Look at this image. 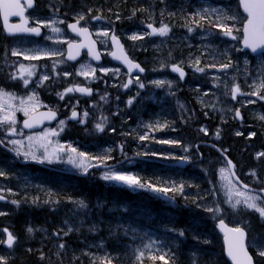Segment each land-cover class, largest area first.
Masks as SVG:
<instances>
[{"label": "rangeland", "instance_id": "1", "mask_svg": "<svg viewBox=\"0 0 264 264\" xmlns=\"http://www.w3.org/2000/svg\"><path fill=\"white\" fill-rule=\"evenodd\" d=\"M77 4L88 6L89 14L94 11L109 20V26L103 23L93 26L106 51L109 49V35L105 37L99 33L115 30L124 39L131 56L147 67L149 73L144 77H133L135 83L131 92L123 93L124 85L121 86L123 94L117 98L114 113L100 118L82 114L81 125L88 130L81 131L84 136L81 143L63 142L65 131L57 127L28 134L24 139H7L8 145L15 151L19 148L23 159H26L24 153L29 152L43 159L46 149L52 162L44 163L80 174L84 171L76 167L75 161L83 162L88 170L98 163L117 164L134 155L170 162L188 159L193 164L187 171L136 161L111 169L132 175L142 183L168 187L169 193L105 182L133 192L146 191L174 207L178 206V198L210 213L214 224L223 219L233 227L246 228L249 246L257 262H262L264 255L260 253L264 252V236L256 234L255 226L264 225V217L243 203L235 208L232 205L238 200L243 201L245 196H259L256 204L264 208L263 197L239 188L222 157L210 155L204 161L196 162L198 155L195 152L196 142L217 141L230 154L239 176L249 185L264 189V155H260L264 153V54L253 57L242 49V28L246 17L240 12L238 0H37L31 17L50 25L45 27L46 36L38 42L16 41V45L32 57L60 54L66 36L62 27L64 20L56 15L65 12L72 20L85 16L84 9L77 8ZM149 25L156 29L167 26L169 31L165 35H149L152 32ZM51 27H58L61 31L54 33ZM226 28H231V35L224 34ZM133 36L138 38L132 39ZM173 66L188 73L185 81L182 82L172 71ZM197 68L204 71H197ZM107 69L106 73L101 71L109 75L112 85L114 80L126 77L121 68ZM89 77L94 78L91 74ZM156 81L163 83L158 85ZM140 84L144 86L140 87ZM237 86L240 91L233 99L232 90ZM129 100H132L131 105ZM98 123L102 124L104 131L96 129ZM52 131L58 134L51 135ZM141 136L146 138L141 139ZM12 140L21 144L13 145ZM58 148L64 151H55ZM81 152L84 157L79 156ZM4 156L6 158H0V172L3 173L0 175V193L5 194L10 202L0 205V213H3L0 214V257L6 264H15L16 255L20 257L29 251L31 255L37 254L41 262L45 260V264H66L63 256L77 251L81 259L92 258L94 263L101 264L108 259L107 254L110 259L113 256L121 260L140 259L166 249L168 242L158 233V230L164 231L163 225L157 230L151 225L140 227L122 221L112 225L102 219L100 223L89 205L83 208L69 206L71 210H84L82 213H60L57 200L61 194L67 195L68 202L75 203L78 199L73 193L63 191L62 188L65 190L68 185L53 181L51 172L17 167L16 161ZM70 158L73 163L68 162ZM104 171L107 170H95L89 177L101 179ZM44 176L46 180L42 179ZM50 200L57 204H51ZM25 201L30 208L37 206L38 202L48 205L47 216L37 214L34 217L30 213L32 210L25 213L21 208ZM111 209L115 208L111 206ZM96 210L100 213L99 208ZM23 214L25 218L20 220ZM113 226L118 245L109 249L101 232L106 231L109 236ZM28 227H32L31 233L27 231ZM16 229L18 235L14 234ZM193 231L189 227L182 231V238L190 248L186 249L182 259L187 261L185 264H206L196 249L197 235ZM7 233L18 237L14 241L17 244L10 249L6 246ZM120 245L125 254L118 252Z\"/></svg>", "mask_w": 264, "mask_h": 264}, {"label": "flooded vegetation", "instance_id": "2", "mask_svg": "<svg viewBox=\"0 0 264 264\" xmlns=\"http://www.w3.org/2000/svg\"><path fill=\"white\" fill-rule=\"evenodd\" d=\"M84 15V19L80 21L77 27H86L88 32L92 34L94 40L97 41L98 49L101 54L103 53L100 64L96 63L95 59L89 55L87 47H76L78 45H83L84 41L76 32H72V30L68 28V25L76 22L77 19L72 20V17L65 12L56 15L58 18L64 20V24L62 25L65 29L66 36L65 42L62 44L61 52L56 56L48 55L44 58L25 59V56H32L23 53L18 45H16V41H33L34 38L31 36L8 37L4 33V28L0 27V91L7 94L0 96V105L3 106V110L0 111V118L5 114H14L16 121L15 124L11 126L16 129V134H10L9 125H0L1 138L23 139L27 134H30L20 133L26 118L38 112L48 113L50 110L56 113L58 121L54 125L46 126L43 131L48 128L52 129L58 127L60 121H64V125L60 126L67 132L75 130L81 131L85 128L72 121V111L78 112L80 116L84 113H89L93 116L110 115L114 113L116 109L117 98L121 96V94L133 90L135 83L134 78L131 79L126 74V77H124L125 81L124 79L119 81L114 80L115 84L112 85L109 75L101 71L102 69L116 67L117 65L109 59V53L103 48V44L94 34L93 26L97 17L92 14V16L90 14L88 15L85 12ZM104 22L105 24L107 23V21ZM31 24L37 26L35 21H31ZM113 33L116 34L114 30L109 33V49H111L112 46L110 41ZM92 42L93 39L90 37L88 45L96 49L97 45H92ZM70 45L76 48L73 54L69 51ZM13 51H16L19 55H12ZM70 54L75 58L69 59ZM20 65H24L25 67L35 66L32 77H28L26 73L24 74V79L29 80L27 86L24 85L23 79L20 78ZM85 65L96 69L93 79L89 76L84 77L78 74V69H81V67ZM65 73H69L70 75H65ZM125 73L127 72L125 71ZM13 76L16 78L13 79ZM44 76H47L48 79L43 80L41 84L40 80ZM130 80L132 81L131 83H129ZM125 84L128 86L123 87L124 92L122 93L121 86ZM75 87H86L91 90V94H82L77 91L66 93V89ZM58 93H65L64 98L61 99L57 95ZM33 95L36 99L34 101H29L28 98ZM21 101H25V105L22 106ZM21 107H27L29 109L28 115L18 110ZM66 140L75 144L81 143V141L84 140V136L65 135L63 136V141Z\"/></svg>", "mask_w": 264, "mask_h": 264}, {"label": "trees", "instance_id": "3", "mask_svg": "<svg viewBox=\"0 0 264 264\" xmlns=\"http://www.w3.org/2000/svg\"><path fill=\"white\" fill-rule=\"evenodd\" d=\"M80 5L77 4L76 7L83 8L88 11V6L83 4L82 6ZM212 142L220 146L217 141ZM204 151L206 152L204 153L205 157L216 155L215 150L212 148L207 147ZM207 152H209V154ZM51 177L53 178V181L56 180L60 183L68 185V188H65V190L62 188L63 191L73 193L75 199L78 198L79 200H82L84 205H89L93 209L91 213L97 217V221L100 223L102 219L110 222L112 225H114L116 221H122L124 223H131L140 227L151 225L152 227L157 228V230L159 226H164V231L158 230L161 237L168 242L166 249L162 252L143 256L140 257V259H135V257H133L122 260L116 258L115 256L110 259V255L107 254L105 257L108 259L102 261L101 264H109V261L110 264H185L187 261L183 260L182 256H185L186 249L189 250L190 248L184 242L182 236L179 235L180 232L185 230V227H189L191 231L195 230L197 235L195 246L196 249L199 250L198 253L203 256V260L206 264H229L224 256L222 241L216 233L214 220L211 214L198 209L196 206L188 203L187 201L178 200L177 198L178 206L174 207L161 199L152 197L148 194V192L140 191L132 193L128 189L113 186L108 187L105 182L101 180H94L93 178L89 179L76 175L59 174H53ZM212 194L214 197L215 194ZM173 197L176 196L174 195ZM78 199L75 203H73V201L68 202L69 198L67 195L61 194L57 200L60 204L57 207L58 211L60 213L66 211L71 213L83 212L84 210H71V208H69L70 205L72 207L79 206V203H77V201H79ZM49 202L51 204L56 203L54 200H50ZM27 204V201H25V204L21 206L25 213H29L30 210H32L31 214L34 217H36L37 214L46 215L48 205L39 204L38 202L36 204L37 206L30 208ZM111 206L115 209L112 210ZM123 206H125V209H122ZM96 207L99 208L100 213H97ZM34 208H37V210ZM86 216H88V214ZM28 217H30V215ZM24 218L25 214L20 217V220ZM102 225L104 226V223H102ZM19 229L22 232V229ZM99 230H101V228ZM17 231V229L16 232L14 231L15 234H17ZM255 232L260 236H264V225H256ZM109 233L110 235L108 236L106 231L101 232L103 242L107 248L112 247V245H118L114 238L116 234L114 226L111 228ZM81 238H84V236H81ZM16 244L17 242L13 243L14 246ZM72 244L73 242H70V245ZM13 245L10 248H13ZM68 246L69 245H67V247ZM120 247L121 245L119 246L118 252L122 251L120 254H125L123 252L124 248ZM7 248L10 249L9 247ZM31 253V251L25 252L20 257H17L16 255L14 260L15 264H45V260L41 262L37 254L31 255ZM161 257H163V259H161ZM63 258L66 259V264L94 263L92 258L81 259L78 251L72 252L67 256H63ZM261 261L264 263V260ZM262 262H259L258 260V264H263ZM98 263L99 262H96L94 264Z\"/></svg>", "mask_w": 264, "mask_h": 264}, {"label": "snow or ice", "instance_id": "4", "mask_svg": "<svg viewBox=\"0 0 264 264\" xmlns=\"http://www.w3.org/2000/svg\"><path fill=\"white\" fill-rule=\"evenodd\" d=\"M32 8L33 7V0H25V3H21V0H0V14H2L3 17V21L5 26L7 27L8 32L14 33V32H30V33H34L36 35H40V31H41V27H50V25H46V24H42V22L36 21L37 24H39L40 26L38 27H28V18L25 17V8ZM245 10L249 13V16L251 17L248 20V27L245 28V32H246V39H245V45L247 47H251L252 51H257L258 48L264 47V0H256V2L254 3H248L247 0H245ZM12 16H17L20 18V23L18 24H11L9 25V18ZM84 19V16H80L75 23L69 24L68 28H70L72 31L76 32L78 35H82L87 37L89 35L88 29L85 28H78L77 25L80 23L81 20ZM98 19V17H97ZM53 24L56 23V21L52 22ZM60 23H63V21H60ZM219 26V25H218ZM149 27H152L151 25H149ZM222 27V26H221ZM250 29V31H249ZM224 30V34L225 35H231V28H226L223 29ZM51 31L54 33L60 32L61 29L58 27H51ZM169 31V28L167 26H164L160 29H156V28H152V32L149 33V35L152 34H159V35H165L167 34V32ZM189 31H191V29H189ZM100 35H103L105 37H107L109 35L108 32H103V33H99ZM249 37L251 38V43H249ZM138 37L133 36L132 39H137ZM112 41L114 44L119 46V41L117 39V37L115 35H113L111 37ZM95 42H92V45H94ZM71 45H70V49H71ZM76 47H88V52L89 55L92 56L93 59L98 60L100 58L99 53H97L95 51V48L93 46H87V45H78ZM121 52H122V48H121ZM12 55H19V53H17L16 51L12 52ZM25 59H38L39 57H28L25 56ZM75 57L73 55H69V59H74ZM124 60L126 63H128L130 65L129 70L131 71V68H137L140 71H143L142 68H139V65H133L131 64L130 61L127 60V57H124ZM230 65H223V67H228ZM197 71H204V69L202 68H197ZM35 71V66H31V67H25L24 65H20V78L23 79V83L25 86L28 85L29 80L28 79H24V74L26 73L28 77H32ZM102 71H104L105 73L107 71H109L108 69H102ZM172 71L179 73V77L181 79L184 78L185 73L184 71L178 67V66H173L172 67ZM95 72L96 69L94 68H90L88 66H82L81 70L79 72V74L84 75V76H89L90 74L94 77L95 76ZM65 75H70L69 73H65ZM16 77L13 76V79H15ZM48 77L44 76L41 80L40 83H43V80H47ZM132 81L130 80L129 83H131ZM156 84H161L163 83L162 81H156ZM128 85L125 84L124 87H127ZM143 84H140V87H143ZM73 91H77L80 92L82 94H91V90L84 88V87H75V88H68L66 89V93H71ZM240 91L239 87H234L232 90V98L235 99L236 98V93H238ZM3 95H7L5 93H3L2 91H0V96ZM61 99L64 98L65 93H58L57 94ZM11 98V97H9ZM264 98V97H262ZM29 101H34L36 99V97L30 96ZM25 101H21V105H25ZM128 104L131 105L132 104V100L128 101ZM34 107V105H33ZM3 110V106L0 105V111ZM24 112L25 115H28L29 113V109L27 107H21L20 109ZM44 115L45 119H53L55 118V113L52 112L51 110L46 113V114H42ZM236 115L239 116L240 113L239 111L236 112ZM78 116V113L76 111H72L71 113V119H76ZM84 116H87V113H84ZM15 116L14 114H5L2 118H0V125L3 124H7L9 125V132L10 134H16V129L14 127H11L12 125L15 124ZM82 122V121H80ZM60 125L63 126L64 125V121H60ZM33 125L28 122L25 121L24 122V127L26 128H31ZM96 129L98 131H104V128L102 126V124L98 123L96 124ZM62 130V127H61ZM201 131H206L205 129H201ZM58 133L56 131H52L51 135H57ZM239 135V133H237ZM48 134L46 133L45 136H47ZM141 139H145L146 137L141 136ZM29 139H32L31 137H29ZM11 144L13 145H19L21 144L20 141L17 140H12L10 141ZM165 143H167V141H165ZM17 154L19 155V148L16 149ZM55 151H64L63 148H58ZM73 152L76 151V149H72ZM49 155L47 154V150L45 149V154L43 156V159H39L35 154L33 153H24L25 158H31L33 160H39L40 163H44L45 161L51 163V159H49ZM260 155H264V153H261ZM80 157H84L85 154L84 153H79ZM69 163H73L74 161L70 158ZM229 164H231V161H228ZM75 165L78 168L83 169L84 173H87V166L85 164H83V162L81 161H75ZM107 167V166H105ZM223 171V170H222ZM0 175H3L2 172H0ZM101 179L106 181V182H115L118 184H122L128 188H138V189H146L150 192H157V193H168L170 191V189L168 187H156L154 185H152L151 183H142L139 179H137L136 177L132 176V175H124L119 173L118 171H112L111 169L104 171L103 175L101 176ZM246 187V186H245ZM182 188V186H181ZM0 199H4V197L0 196ZM260 197L259 196H245L243 201H236V204H233L232 207L235 208L237 204L243 203L247 208L249 209H255L256 211H258L261 215V217H264V208H259L256 204V201L259 200ZM15 203V202H14ZM80 207H86V205H84V203L82 201L78 202ZM209 211H211V209H209ZM3 214V213H0ZM27 231L29 233H31L33 231L32 227H28ZM232 231H234L235 233L239 234V237L242 238L244 236V232L242 229L240 228H236L233 229ZM179 235L183 236L184 233L180 232ZM16 240V238L11 234L8 233L7 235V240H6V244L7 246L10 248L12 247L14 241ZM61 247H63V245H61ZM243 252L246 264H252L251 261V257L247 254L246 251L243 250V244L241 243V241L238 239L236 241H234L233 243H231L229 245V255L233 257V259H236V255L237 253ZM261 255H264V252L260 253ZM140 255L142 256L143 253H140ZM154 258V257H153ZM161 259H163V257H161ZM0 264H6V262L3 260L2 257H0ZM110 264V261H109ZM237 264H239V261H237Z\"/></svg>", "mask_w": 264, "mask_h": 264}, {"label": "water", "instance_id": "5", "mask_svg": "<svg viewBox=\"0 0 264 264\" xmlns=\"http://www.w3.org/2000/svg\"><path fill=\"white\" fill-rule=\"evenodd\" d=\"M247 2L248 3H254V2H256V0H247ZM240 4H241V10H242V12L248 16V20H249L251 17L249 16V13L245 10V0H240ZM248 20L246 21V23L244 25V30H243L244 40L242 42V46L244 48V51L250 50V52L252 53V55L255 56V55H258V54L263 53L264 52V47L258 48V50L254 52V51H252L251 47H247L245 45V39H246L245 28L248 27ZM249 31H250V29H249ZM249 43H251V38L250 37H249ZM121 48H122V52H121ZM116 54L119 55V56H123V57H121L122 59H124V57L126 56L127 57V60L129 61V58L126 55V53H125L124 48L122 47V45H119V46L116 47ZM122 63H124L125 65L128 64V63L125 62V60ZM45 121L46 120H45L44 117H35V116L32 117V118H30L28 120V122H30L32 125H36V124L40 123L41 126H39L38 128H41L45 124ZM200 144L197 145V148L199 147ZM208 145L209 146H212L213 148H215L220 153V155L223 156L226 159L227 163H228L229 160L231 161V164L228 163L229 170H230L232 179L235 181V183L240 188H242V189H244L246 191H251V192L259 193V194H261L264 197V191L263 190L254 189V188L248 186L247 184H245L239 178V176L237 175V172H236V166H235L234 162L229 158V156L227 154H225L220 148H218L215 145H212V144H208ZM30 162L33 163L34 161H23V163H30ZM187 163H188L187 161L180 160L177 163L167 164V165H170V166H180V167H183L184 168ZM98 167L99 168H102V169L103 168H108V166L105 167V166H102V165H99ZM0 201L5 202V199H0ZM233 229H235V228L229 226L224 221H219L217 223V230H218L219 234L221 236H223V243H224L225 254H226L227 259L230 261L231 264H237V261H239V264H246V261H245L243 252L237 253L236 259H233V257L229 255V245L231 243H233L234 241H236V240L239 239L241 241V243L243 244V250L246 251L247 254L251 257L252 264H255L254 258L251 255V253H250V251H249V249L247 247L248 234H247L246 230L240 228L244 232V236L242 238H240L238 233H235L234 231H232Z\"/></svg>", "mask_w": 264, "mask_h": 264}, {"label": "bare ground", "instance_id": "6", "mask_svg": "<svg viewBox=\"0 0 264 264\" xmlns=\"http://www.w3.org/2000/svg\"><path fill=\"white\" fill-rule=\"evenodd\" d=\"M86 3H87V2H86ZM105 3H106V2H105ZM79 5H80V4H79ZM90 5H91V4H90ZM80 6H82V4H81ZM100 6H102V4H101ZM105 8H106V7H105ZM82 9H83V8H82ZM89 9H90V8H89ZM85 12H86V11H85ZM92 15H93V14H92ZM92 15H91V16H92ZM122 70H123V69H122ZM122 70H121V71H122ZM115 71H116V70H115ZM123 71H124V70H123ZM121 75H122V74H121ZM117 78H118V77H117ZM123 79H124V78H123ZM192 112H193V111H192ZM241 176H242V175H241ZM244 181H245V180H244ZM7 205H8V204H7ZM30 213H31V212H30ZM195 260H196V259H195ZM195 263H196V262H195ZM198 264H199V263H198Z\"/></svg>", "mask_w": 264, "mask_h": 264}]
</instances>
